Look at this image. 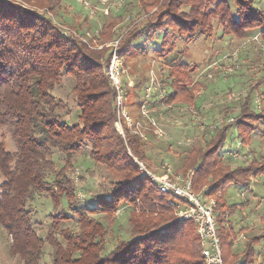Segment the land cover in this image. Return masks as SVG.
I'll return each instance as SVG.
<instances>
[{"label": "trees", "instance_id": "trees-1", "mask_svg": "<svg viewBox=\"0 0 264 264\" xmlns=\"http://www.w3.org/2000/svg\"><path fill=\"white\" fill-rule=\"evenodd\" d=\"M54 1L57 2L52 5ZM47 3L49 11L59 6L58 0ZM135 3L129 0L124 6L123 13L129 18L133 16L126 28L121 25L117 31L105 22L101 27L104 29L94 36L105 45L92 49L75 34L61 33L50 13L0 0V126L7 128L16 147L15 151H9L0 145L3 178L0 224L11 236L9 254L21 264H47L42 256L49 245L54 248L51 264H204L193 221L176 218L169 205L175 198L160 192L132 161V154L147 159L143 147L148 143L129 131L122 135L115 129L116 90L104 68L113 50L112 41L118 40L116 51L124 64L131 58L148 57L167 66L166 74L163 68L160 70L158 84L160 89L168 84L171 90L159 97L158 102L166 108L193 104L192 88L197 87L192 84L194 68L186 63L174 64L169 59L178 41L189 43L200 36H212L219 27L222 36L264 34V10L255 8L254 0H136ZM123 16L120 13L112 18L120 22ZM158 35L157 46L150 49ZM64 76L74 82L73 107L53 94ZM263 80L264 75L252 82L241 104V117L262 118V112L244 110L248 109L253 87ZM138 87L136 81L132 85L124 83L123 88L125 99L133 97L135 104L140 105ZM152 100L147 99V103ZM64 109L62 115L57 113ZM241 120L237 117L231 123H223L206 141L204 150L201 147L187 153L186 163L195 167L192 187L203 199L216 195L229 183L246 187L250 175L264 172V159L257 167L253 161L231 167L222 159L226 131L231 126L241 130ZM255 129L237 131L242 134V137L237 134L240 143L249 140ZM86 151L92 161L105 165L112 173L115 183L111 187H116L91 197L93 203L78 205L73 202L76 189L65 168L71 167V159ZM55 153L65 167L57 168ZM186 163L173 173L184 175L189 167ZM39 196L51 204L54 202V209L46 212L49 225L44 235L36 232L31 224L32 210L25 207L27 201L31 203ZM214 200L223 262L254 264L255 245L263 236L249 237L241 251L235 250L237 233L227 218L235 204ZM117 210L129 213V237L112 238L114 248L106 251L108 228L91 216Z\"/></svg>", "mask_w": 264, "mask_h": 264}, {"label": "rangeland", "instance_id": "rangeland-1", "mask_svg": "<svg viewBox=\"0 0 264 264\" xmlns=\"http://www.w3.org/2000/svg\"><path fill=\"white\" fill-rule=\"evenodd\" d=\"M5 1L19 3L34 11H44L48 15L50 13L53 16L54 24L57 27L59 26L61 33L65 35L75 34L92 49H101L105 45L101 40L98 41L94 37L104 29V27L102 29L101 27L105 22L111 23L112 27H115L118 31L121 25V27L126 28L125 24L133 18V16L129 18L126 13H123L124 6L129 0H58L59 6L52 11L46 8L49 5L47 0ZM56 2L54 1L52 5ZM131 2L135 3L136 0H131ZM254 7L264 10V0H254ZM157 8L156 6L153 11H156ZM120 13L124 14L122 21L119 22L118 19L112 18ZM106 16H110L111 19ZM85 17L87 18L86 21ZM159 36L156 38L157 41L149 45L150 49L153 48V45L157 46L160 40ZM116 42L118 40L112 41L113 48ZM229 54H232V60H234L233 58L236 59V64L228 62L232 70L226 71V63L223 62ZM169 59L173 60L174 64L186 63L191 69L194 68L195 71L191 72L193 76L192 84H197V87L193 86L192 88L194 94L193 104H181L166 108L163 103L158 102L159 97L171 90L168 84L165 85L164 89L159 87L160 70L163 68L165 74L167 70V66H163L159 60L151 61L148 57L144 59L131 58L126 64L122 60L121 67L123 71L120 73L122 105L118 106L115 100L117 119L114 122V127L122 135L124 131H129V134L136 135L148 143L143 147L147 159L141 160L128 151L132 154V161L135 157L156 175L163 174L164 165L169 166L174 172V169L186 163L189 157L187 153L190 149L202 147L204 150L206 141L210 140L209 138L215 133L216 128L223 123H231L238 117L242 119L239 123L241 130H236L235 126H231L226 131L222 148L224 162L231 167L246 165L251 161L255 163L254 167L260 166L262 159H264V114L262 118L255 116L243 118L240 116V112L241 104H243L246 94L252 87V82L264 75V34L255 32L249 37L222 36L219 27L212 36H200L189 43L178 41L177 49ZM169 63L171 64V62ZM136 81H139L137 94L139 101H142L140 105L135 104L136 101L133 97L127 100L124 97V83L132 85ZM260 83L259 86L255 85L253 87L250 99H248V109L244 110L245 113L249 111L264 113V80ZM73 86V79L67 76L61 77L59 85L53 91L55 98H60L63 104L73 107V94L71 93ZM147 93L148 96L144 104L143 99ZM147 99L148 102L153 99V102L151 104L147 103ZM67 106L66 109H68ZM65 111V109L59 110L57 113L62 115ZM73 115L75 121L77 110ZM254 128L256 129L250 134V139L244 142L248 144L242 145L243 142L240 144L238 135L242 137V134H238L237 131L246 132ZM0 145L9 151H15L16 149L7 128L2 126H0ZM233 151L240 152L243 157L233 158L231 155ZM57 156V153L53 156L54 163L58 169H61L65 167L63 166L64 162L61 158L58 159ZM71 162H73L71 167H66L65 171L72 186L76 189L74 203H78V205H83V202L93 203L91 197H96L116 187H111L115 183V177L112 173L105 165L92 161L88 156V151L76 155L74 159H71ZM186 164L189 167L185 168L184 174L194 171L193 164ZM138 171L141 174L139 167ZM2 180L3 178L0 175V183ZM50 180H52V177ZM249 180V187L247 188L229 183L218 190L216 195L209 196L206 199L219 198L220 201L226 204H238L248 199L250 206L253 205L250 209L251 213L254 211V213L264 216L261 215L264 212V172L250 175ZM202 187H205V185H202ZM197 188L200 189L201 187L197 186ZM257 195L258 197H256ZM253 197L257 200L254 201ZM28 203L30 201L25 203V207L32 210L31 224L34 225L39 235H44L49 225L46 212L49 209H54V202L51 204L44 197L39 196L34 198L30 205ZM63 206H65V202H63ZM101 212L95 215L93 213L91 217L93 220L102 223L103 228L107 226L106 251H108L114 248L112 238L116 237V240L128 239L127 219L129 213L126 212L127 214H125L120 210L111 213L105 212V214H101ZM240 219H242V216L238 209L231 212L229 223L234 222L232 227L237 235H239L238 223ZM246 222L249 221L246 220ZM253 225L255 227L246 239L249 236H263L255 245V252H259V255L256 256L254 264H264V225L259 221L254 222ZM186 229L187 227L185 231H187ZM68 230L70 231V229ZM58 239L60 240V237ZM237 242L238 240L233 242L234 249L241 251L244 241ZM10 243L11 236L0 224V264H21L9 254ZM53 250L54 248L50 245L45 246L42 260L46 261L47 264H51V252L53 253Z\"/></svg>", "mask_w": 264, "mask_h": 264}, {"label": "built area", "instance_id": "built-area-1", "mask_svg": "<svg viewBox=\"0 0 264 264\" xmlns=\"http://www.w3.org/2000/svg\"><path fill=\"white\" fill-rule=\"evenodd\" d=\"M116 44L117 42L114 44V48L104 71L116 90L115 100L117 105L121 106L122 90L120 88V73L123 70L121 67L122 58L116 51ZM233 59L234 60H232V54H229L224 58L223 63H226V71L232 70L230 64H236V59ZM147 96L148 93L143 99L144 104L146 103ZM231 155L233 158L243 157L238 151H233ZM133 161L138 165L141 174L147 176L153 183H155L160 192L170 194L175 198V200L171 199L169 202L174 216L181 220L193 221L195 224V232L202 247L201 253L204 259V264H226L222 260L220 244L217 237L216 223L213 213L215 201L211 199H203L199 193L194 191L191 175L194 173L195 168L191 173L175 175L169 166L164 165L163 174L156 175L148 170L145 165L135 157H133Z\"/></svg>", "mask_w": 264, "mask_h": 264}, {"label": "crops", "instance_id": "crops-1", "mask_svg": "<svg viewBox=\"0 0 264 264\" xmlns=\"http://www.w3.org/2000/svg\"><path fill=\"white\" fill-rule=\"evenodd\" d=\"M249 36H247V37H249ZM247 144L244 143L242 145H247ZM242 153H244V152H242ZM222 159H224L223 154H222ZM253 175H256V174H253ZM249 182H250V180H249ZM249 182H248V185L246 186V188L249 187ZM238 186H240V185H238ZM256 197H258V195ZM252 199L254 201L257 200L255 197H253ZM249 203H250V201L248 199H245L242 202H240L238 204L236 203L233 206V211L235 209H238L241 212V216H242V219H240V221L238 223L239 235H237V239H236V240H238L237 243H239L241 240H243L245 242L246 237H248V234L250 233V231L253 230V228L255 227L253 225L254 222L259 221L264 225V216H260V214L254 213V211H252V213H251L250 209H252L253 205L250 206ZM257 205H259V204H257ZM254 209H256V208H254ZM246 215H250V216H246ZM261 215H264V212ZM227 218H228V220H230V216H228ZM246 220H248L249 222H246ZM232 224H234V222ZM257 255H259V252L257 253Z\"/></svg>", "mask_w": 264, "mask_h": 264}]
</instances>
